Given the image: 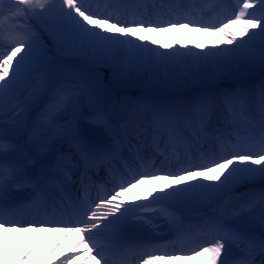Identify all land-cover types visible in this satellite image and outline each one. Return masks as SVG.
Here are the masks:
<instances>
[{
  "label": "snow or ice",
  "instance_id": "snow-or-ice-1",
  "mask_svg": "<svg viewBox=\"0 0 264 264\" xmlns=\"http://www.w3.org/2000/svg\"><path fill=\"white\" fill-rule=\"evenodd\" d=\"M234 6L236 11L223 18L205 19L199 15L200 6L183 0H105L95 4L91 0H0V125L23 126L27 102H34V98L47 89V80L40 75L34 77L35 83L27 92L20 89L33 63L46 58L38 34L26 23L30 16L48 21L46 30L58 46H87L94 52L108 53L123 49L129 62L155 65L182 55L203 59L223 52L242 53L252 60L258 50L264 64V0H235ZM233 26L239 30L241 39L232 31ZM185 29L219 36L218 43L234 45V48L199 56L190 50L184 54L179 51L161 53L146 43L136 42L150 39L143 33L167 34ZM151 43L158 42L152 39ZM161 46L172 47L168 43ZM196 47L203 48L204 45L198 43ZM82 96H87L90 102L95 99L93 90L85 85L57 88L33 126L29 142L35 134L46 135L42 126L55 124V117L67 107H74ZM213 117H216L215 122ZM97 130H103L110 143L98 137ZM7 135L6 128L0 127V264H9L7 249L15 247L10 243L9 234L30 230L59 234L48 252L49 257L68 236L74 234L77 237L68 253H62L63 259H59L58 264H70L77 255L84 256L81 264H88L89 260L94 264H133L131 257H136L135 264H156L163 260H188L192 264H264V189L258 193L250 192L247 198L241 197L232 212L234 217L248 214L259 224V232L205 217L198 225L184 228L178 225L171 245L152 241L129 244L121 239L130 219L151 225L148 213L176 223L178 218L170 207L171 202L197 193L211 195L222 189L247 187L257 176L264 180V83L254 92L225 89L218 98L202 95L188 101L132 107L115 122L105 112L85 115L77 110L66 127L56 129L54 139L64 140L67 150L42 164L48 172L38 176L26 171L41 163L37 155L27 146L9 142ZM126 140L132 141L129 151L139 163L133 167L125 162L121 171L114 169L112 163L120 155L121 144ZM210 141L218 147V152L204 149ZM140 145L164 156L162 168H155L152 157L145 158L141 154ZM177 145L185 149V166L176 171H164L163 164L175 154ZM194 158L206 162L194 164ZM101 168L108 175L111 189L98 185L95 202L80 198L72 200L67 191L70 184L78 181L87 189L89 183H95L89 173L94 171L99 175ZM76 170H79L78 175ZM160 181L168 183L153 191L162 195L153 196L146 204L125 203L124 193ZM193 181L195 183H191ZM24 185L33 189L32 196L24 205L9 207L6 202L9 187ZM143 199L147 200V197ZM58 201L61 208L65 202L74 207L71 218L30 221L17 218L22 208L32 209L37 216L42 212L47 215L49 211L55 215ZM195 235L210 239L185 246L188 237ZM233 247L240 251V256L232 255ZM34 251L35 247L21 251L15 264H28Z\"/></svg>",
  "mask_w": 264,
  "mask_h": 264
},
{
  "label": "bare ground",
  "instance_id": "bare-ground-1",
  "mask_svg": "<svg viewBox=\"0 0 264 264\" xmlns=\"http://www.w3.org/2000/svg\"><path fill=\"white\" fill-rule=\"evenodd\" d=\"M29 19L32 21L34 26L39 29L40 31V37L43 39L45 45L47 48H50L51 45H54V51L61 57L65 58L67 55H69L71 58H65L67 61H74L76 59H80V61L85 62V64L89 60V56L91 55V52L89 49H87V46L84 48L80 47H71L67 44L64 45H57L52 39V37L49 35L48 31L46 30V27L48 26V21L43 19H37L35 17H29ZM181 32V35L177 34V31H172L168 35V40H163V44L168 43L171 44L173 49V53L179 51L180 53L186 51L184 50L185 44L188 45H195L196 41L193 36H204L203 41L207 44L205 48V52L207 53H218L222 52L224 49L231 48L230 45L224 44V43H218L219 36L212 35L210 33H204V32H190L187 29L185 30H179ZM233 32H235L237 35H239V30L232 29ZM139 34V33H138ZM144 35H156V34H163V33H143ZM240 36V35H239ZM179 38L181 40H179ZM244 37L243 39H245ZM41 39V40H42ZM200 39V38H199ZM157 41H159L157 39ZM183 41V42H182ZM200 50L201 48H197ZM92 51V50H91ZM204 51V49H203ZM69 52V54H68ZM165 53V52H164ZM201 52L200 54H202ZM98 57L93 60L91 65L95 66H101L102 68L109 69L111 78L113 81H118L120 78H127V81L129 83V87L127 90L128 96H131L133 93H139L142 92L143 95L140 99V102H138V106L141 105H151V104H169L172 103L171 99H163L161 97H156L159 94H162L163 92H166V86L164 84L163 80L156 79V74L164 73L166 76H171V72L175 71L176 74L183 75V77L188 76V78H191L192 75H197L199 78H203L205 81V87H209L210 90L213 88L214 90L208 91L211 93H208V96H219V93L222 90V86L224 84H241V83H247L244 82L247 79H253L256 75L252 74V67L249 63V61L241 54L237 52H233L231 54L227 52H223L221 55H209L206 58L203 59H196L192 56H185V57H178L171 61H165L163 64H155L151 65L146 62H138V61H131L127 59V53L123 49H117L114 52L108 53L103 51H98L97 53ZM96 55V56H97ZM200 56V55H199ZM58 59L56 60L55 66L47 67L46 65L40 64V62H34L32 65L31 70L27 73V75L24 77L20 89L22 92H27L32 85L35 83L34 77L37 75H40L44 77L47 80V89L53 87L54 90L57 88H60L63 85L70 84V76L72 75L71 70L76 67V65H69L68 63H57ZM189 64H191L189 66ZM49 68V69H48ZM47 69V70H46ZM236 71H240V74L237 76ZM33 76L32 79L30 76ZM152 78L154 82V86H146L141 85L139 82L140 78L146 77V78ZM159 76V75H158ZM30 78V79H28ZM191 80V79H190ZM161 81V82H160ZM46 89V90H47ZM251 89V90H250ZM250 92H254L255 89L250 88ZM42 91L38 98H34L35 101L30 104V106L27 108V112L24 114V123L27 120L28 114H30L31 110L36 108L37 105L40 102V98L44 95L46 92ZM182 92L185 93L188 97L191 96H200L203 93H207L206 91H201L197 89V86L195 87L194 83L189 82L187 86H184L182 88ZM179 92L175 91L174 96H181L182 94H178ZM156 94V95H154ZM54 96V94H53ZM53 96L50 99H53ZM157 101H156V100ZM180 99H182L180 97ZM139 100V99H138ZM143 100V102H141ZM164 100V101H163ZM166 101V102H165ZM31 102V101H30ZM83 104L85 107H88L90 109V103H87V101L83 100ZM41 108V107H39ZM74 112H77V109L68 110L66 120L69 121L73 119ZM9 115H11V112H9ZM19 134L23 135V131H18ZM52 155V154H50ZM256 167V166H253ZM197 181H202V178H197ZM163 181L156 182L153 184H146L141 185L132 191L128 193L123 194V198L126 204H134V203H140V204H146L149 199L152 200L153 196L162 195V193L153 191L154 189H159L162 187L159 184H161ZM165 182V181H164ZM204 183H208L206 181H203ZM195 183V181L191 182ZM249 185L264 187V180H261L259 176H257L253 181H251ZM181 187L183 185H180ZM247 187H241L239 189H245ZM228 189L220 190L217 194L212 193L211 195L203 194L205 198L198 199L193 194L191 197L178 201V202H171L172 207L175 208V215L178 218L177 222L174 223L173 228L170 229L173 232L177 230V226H181V217L178 216V214H183L182 212H186V215H189L192 210H196L199 212H202L205 210L208 205H210L212 202H215L220 198L221 196H225L226 194H229ZM232 190V189H230ZM235 190V189H234ZM149 193H152V196H149ZM206 193V190H205ZM133 197H136L137 199L133 201ZM144 197H147V200L143 199ZM144 200V201H143ZM215 211V209H214ZM151 218H155V215L150 214ZM239 221V220H237ZM236 221V222H237ZM240 224L247 228H251L252 230H258L260 231V226L257 222H255L250 216L246 219L240 220ZM202 222V219H201ZM228 223H232L231 221H227ZM140 223L130 221L128 225H133V227H138ZM191 225V224H190ZM143 229L145 231V234H147L149 237L153 236L155 238H161L162 236H167L171 234H163V231L157 233L155 230H159L160 227H148L147 225L144 226ZM155 233V234H151ZM58 233L48 232V231H35L30 230L27 233H23L20 231H13L9 234L10 237V243L15 245L14 248L7 249L9 252V264H15V261L18 259L21 251H25L28 248L35 247V251L33 254L28 258V264H44L48 258H53L55 256H61L60 259H63L62 253L67 254L68 249L70 246L76 241L77 237L73 234L68 236L67 240H65L63 243L60 244V247L54 252L50 257L48 255L49 250L54 246L56 243ZM172 242V241H171ZM170 243V242H169ZM7 247V244L5 245ZM84 259V256L77 255V257L71 261L70 264H81V260ZM59 261V260H58ZM58 261L55 264H58ZM88 264H94V261L89 260ZM156 264H192L191 261L188 260H163V261H157Z\"/></svg>",
  "mask_w": 264,
  "mask_h": 264
},
{
  "label": "rangeland",
  "instance_id": "rangeland-1",
  "mask_svg": "<svg viewBox=\"0 0 264 264\" xmlns=\"http://www.w3.org/2000/svg\"><path fill=\"white\" fill-rule=\"evenodd\" d=\"M216 1H221V0H216ZM229 3L232 6L233 12L236 11V8L234 6L235 0H229ZM232 29H237V28L235 26H233ZM177 34L180 37L181 32L178 31ZM138 35H140V34H138ZM168 35H170V34L163 33V34H156V35H146L150 38L148 41L141 42V41L136 40V42L137 43H146L149 48H155L161 53H164V52L165 53H173V49H171V47L165 49L161 46V45H163V42H164L163 40H165V39L168 40V38H167ZM203 37L204 36H198V35L193 36V38H195L196 44L192 45V46L185 44L184 50L186 51V53L189 52V50H190L192 53L198 54L200 56H204V54L207 53V52H205V48H206L207 44L203 41V39H204ZM237 37H238V39H241V37L239 35H237ZM123 38L124 37H121V39H123ZM39 39H40L41 44L43 45V50L46 53V58H41L40 61H38V62H40V64L46 65L47 67L55 66L56 60L58 59L57 63H68L69 65H71V64L76 65V67H74V69H72L73 71L71 70L72 75L70 76V79H69L71 82L72 88H76V87H79L81 85H85L88 88L92 89L93 92L95 93V99L93 101L90 102L89 98L87 96H82L77 101V104L74 107L69 106V107H71V109L74 108V109H77L79 111H83L84 114L87 115V114H91L94 111H102L100 109H103L104 104H106L107 102H110L113 99L114 100L113 102L116 103L117 107H120V110H123V107H124L123 104H126L130 101H137L138 99L140 100L141 98H143L142 92L133 93L131 96L126 95L128 88H130L128 86L129 83L127 81V78H125V79L120 78V80H118V81H113L111 78V74H110L109 69L102 68L101 66H95V65L90 64L93 62V60L95 58L98 57V55H97L98 51H95V52L91 51V49H89V47H87V49H89V51L91 52V55L89 56V60L86 64H85V62L80 61V59H76V58H72V59H75L74 61H67L65 58H71L69 55H67L65 58H61L54 51V45H51L50 48H47V46L45 45V43H44L43 39L40 37V35H39ZM129 39H135V37H129ZM152 39H155L156 41L158 39L159 41H157L158 42L157 44L153 45L151 43ZM179 40H181V39L179 38ZM198 43H202L204 45V47L201 48L200 50H198L196 47V45ZM230 47L234 48V45H230ZM203 49H204V51H203ZM257 49H258V45H257ZM201 52H203V53L200 54ZM218 53H220V52H218ZM68 54H69V52H68ZM181 54H184V52H182ZM185 56L186 55H182V56H180V58L185 57ZM248 61H249L250 65L253 69L252 74L256 75L255 78L247 79L246 81H244L247 83H241L239 85H237V84H233V85L224 84V86H222L221 92L225 89H246V90H249L250 88L255 89V90L259 89L260 85L262 83H264V64H262L260 61L258 50L256 51L254 58L252 60H248ZM190 65L191 64H189V66ZM176 73H175V71L173 72V74L171 72V76H169V75L166 76L164 73L158 74L159 76L156 74V76H157L156 79L163 80L164 84L166 86V92L165 93L163 92L162 94H159L156 97H161V98L166 99V100L171 99V102L178 101L179 97L183 98L185 101H188V100H193V99L200 97L202 95H209L208 93H211V92H208V91L214 90L213 88L210 90L209 87H205L204 86L205 81L203 80V78L197 77V75H192L191 78H188V76L183 77V75H180L179 73L176 74ZM238 74H240V71H238V72L236 71L235 75L237 76ZM139 81H140L139 83L141 85L145 84L146 86H151V87L154 86V82H153L152 78H149V76H148V78H146V77L140 78ZM189 82L194 83L195 87L197 86V89L204 91V92L206 91L207 93H203L197 97L194 95L191 97H188L185 93L182 92V88H184V86H187V84H189ZM175 91L179 92L178 94H182V93L183 94L181 96H176V95L174 96ZM154 95H156V94H154ZM213 98H218V96H215ZM83 100L87 101V103H90V105H91L90 109H88V107L84 106ZM102 112H104V110ZM81 121L83 122L82 118H81ZM249 186H253V185H249ZM262 189H264V187ZM222 190H224V189H222ZM229 190L230 189H228L226 191H229ZM232 190H234V189H232ZM237 190H241V189H237ZM218 192H215V194H217ZM194 195L198 199L205 198V196L201 193H197ZM244 195H246L245 192L240 197H242Z\"/></svg>",
  "mask_w": 264,
  "mask_h": 264
}]
</instances>
